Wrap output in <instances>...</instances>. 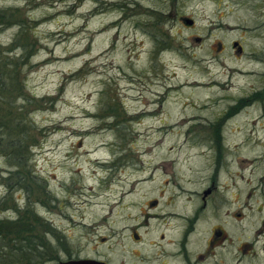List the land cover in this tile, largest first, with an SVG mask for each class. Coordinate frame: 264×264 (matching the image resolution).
<instances>
[{
  "label": "rangeland",
  "instance_id": "obj_1",
  "mask_svg": "<svg viewBox=\"0 0 264 264\" xmlns=\"http://www.w3.org/2000/svg\"><path fill=\"white\" fill-rule=\"evenodd\" d=\"M0 10L11 24L0 46L25 52L19 78L35 101L27 109L30 163L49 195L39 194L35 206L53 228L47 238L61 260L105 246L118 252L131 225L126 192L152 163L175 158L164 149L182 143L181 119L209 116L218 110L212 99L257 83L261 65L250 59L264 47V0H0ZM195 35L205 38L201 45ZM239 39L247 56L234 59L230 44ZM203 69L224 90L194 86L207 82ZM240 111L250 117L245 127H261L255 116L264 101ZM251 138L241 152L248 158L264 147L259 131ZM5 165L0 156L2 175ZM235 171L234 191L243 193L229 231L248 245L242 264H264V164L245 161ZM12 199L25 202L17 187Z\"/></svg>",
  "mask_w": 264,
  "mask_h": 264
},
{
  "label": "flooded vegetation",
  "instance_id": "obj_2",
  "mask_svg": "<svg viewBox=\"0 0 264 264\" xmlns=\"http://www.w3.org/2000/svg\"><path fill=\"white\" fill-rule=\"evenodd\" d=\"M203 39L193 38L199 45ZM217 45L221 52L223 44ZM230 45L235 48L234 59L247 56L242 40H232ZM250 60L261 65L257 83L242 87L238 94L212 99L218 110L209 116L182 118V143L164 149L175 158L152 163L147 175L126 192L131 194V225L128 235H120L118 252L105 246L104 251L84 258L104 264H242L245 255L251 256L248 245L235 244L229 231L240 216L234 210L235 196L243 193L234 191L235 167L245 161L264 164V147L251 158L241 155L249 149L251 136L258 131L264 135V111L255 116L260 128L254 123L245 127L250 117L240 111L244 104L264 101V47ZM202 74L207 82L194 86L224 90L217 78L210 79V71L203 69Z\"/></svg>",
  "mask_w": 264,
  "mask_h": 264
},
{
  "label": "trees",
  "instance_id": "obj_3",
  "mask_svg": "<svg viewBox=\"0 0 264 264\" xmlns=\"http://www.w3.org/2000/svg\"><path fill=\"white\" fill-rule=\"evenodd\" d=\"M9 16L0 10V31L11 25ZM15 47L19 48L17 54L11 51ZM21 48L22 45L14 44L7 49L0 46V156L9 168L6 175L0 172L4 190L0 211L9 209L14 213L0 216V264H44L61 259L47 238L48 234L53 235L52 226L35 208L39 194L49 195L30 163L35 128L27 109L35 101L23 92L22 77L19 78L26 65ZM14 187L24 194L22 207L12 199Z\"/></svg>",
  "mask_w": 264,
  "mask_h": 264
},
{
  "label": "water",
  "instance_id": "obj_4",
  "mask_svg": "<svg viewBox=\"0 0 264 264\" xmlns=\"http://www.w3.org/2000/svg\"><path fill=\"white\" fill-rule=\"evenodd\" d=\"M184 22L188 25L192 23L191 19L189 18H186ZM54 264H104V263L98 260H93V259L69 258L66 260H58Z\"/></svg>",
  "mask_w": 264,
  "mask_h": 264
}]
</instances>
